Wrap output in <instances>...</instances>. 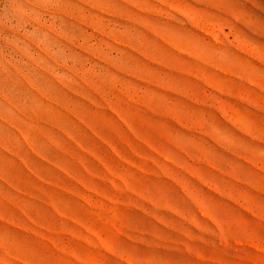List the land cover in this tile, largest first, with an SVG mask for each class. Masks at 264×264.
Returning a JSON list of instances; mask_svg holds the SVG:
<instances>
[{
  "label": "rangeland",
  "instance_id": "374dc122",
  "mask_svg": "<svg viewBox=\"0 0 264 264\" xmlns=\"http://www.w3.org/2000/svg\"><path fill=\"white\" fill-rule=\"evenodd\" d=\"M0 264H264V0H0Z\"/></svg>",
  "mask_w": 264,
  "mask_h": 264
}]
</instances>
